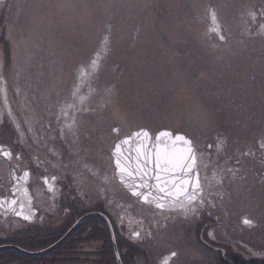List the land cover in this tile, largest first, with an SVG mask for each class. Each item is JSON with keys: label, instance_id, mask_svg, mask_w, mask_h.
<instances>
[{"label": "flooded vegetation", "instance_id": "obj_1", "mask_svg": "<svg viewBox=\"0 0 264 264\" xmlns=\"http://www.w3.org/2000/svg\"><path fill=\"white\" fill-rule=\"evenodd\" d=\"M262 10L264 2L254 5L249 12H255L257 20L252 21L248 18V28L240 30L239 33L237 32L239 29H228L222 24V29L228 37L226 42H220L214 35L208 33L209 39L216 42L217 47L222 44L232 51L233 47L238 46L234 41L243 32L246 33L245 36L258 37L254 46L246 51L242 49L245 61L253 60L254 66L250 70H256L257 74L254 79L250 77L248 83L256 84L255 88L262 90L254 97L258 100H254L258 107L251 116L255 115L256 119L251 117L250 120L255 123H247L249 110L253 109L252 104L251 108H248L247 104L251 103L250 99L253 101V95L243 93L240 96L245 98L243 104L245 107L241 109H244L246 118L238 126L229 125L225 130H213L212 136L199 142L182 129L175 131L167 127L161 129L187 135L204 157L199 166V173L201 182L205 185L203 194L205 202L187 216L178 208L166 206L165 209H158L139 202L114 179L112 151L115 143L140 128L148 129L151 134L152 132L146 124L136 126V123L129 121L130 124L125 125L115 114H106L103 108H98L97 105L100 106V103L96 102L95 106L91 104L92 99L101 95L98 91L101 87L99 71L81 87V92L88 98L82 110L73 114L75 122L65 121L61 115V108L71 102L72 90L78 83V67L86 64L88 59L75 65L72 68L73 74L68 77L28 75L18 71L19 81L16 82L12 77L5 75L13 67L0 62V146L22 157L18 174L20 170H29L31 173L27 183L22 182L21 190L16 193L15 198L24 205L25 214L28 213L29 207L33 213L31 220H24L22 216H17L12 211L0 208V250L17 251L21 256L46 255L48 261L43 264H120L116 252L117 245L123 264L124 253H129V247L146 255L145 264H154V261L161 263L163 257L176 249L172 247L165 251L160 259H155L156 256L153 254L151 257L153 229L144 216H137L134 213L137 204L133 200H136L139 206L157 212L163 225L171 223L173 219L171 215L175 214L176 221L183 219L181 221L183 223H193L195 231L199 227L202 228L194 241L206 250L205 253L214 255V260H217L215 264H241L236 254L244 259H258L260 262L257 264H264V249H251L250 254L240 253L227 241L230 239L227 230L232 223L241 224L242 228L257 227L260 219L258 220L256 212L263 211L260 202L264 199V149L259 147V142L264 139L262 59L264 32L259 29V25L264 23V18L260 16ZM227 67L231 68L229 65ZM23 83L27 84L26 88ZM46 83L53 84L51 87L54 91L50 93V98L46 96L47 94L41 98V91L44 90L43 85ZM235 84L238 83L232 79L230 85ZM247 95L249 101L246 100ZM258 113L261 114V118ZM67 123H72V127H67ZM114 127L120 129L118 135L112 132ZM158 132L152 134L153 138ZM217 136L223 137L226 141L223 151L219 154H216L214 149L207 148L208 144L215 143ZM84 148H90L89 154ZM181 148L183 145L177 142L175 149L179 151ZM247 152L252 154L244 155ZM237 160L240 163H237ZM229 168L238 169L235 176L227 171ZM221 169L224 170V180L222 185H218L212 180V176L214 171ZM9 172V163L0 157V197L11 199L13 184ZM205 175L208 182L204 180ZM45 176L56 177L53 182L54 192H49L43 184L42 178ZM25 188L27 192L24 191ZM120 191L127 199L120 200ZM91 212H99L104 216L99 214L89 216L59 245L42 254H28L20 248L29 250L10 242L12 237L39 243L41 248L29 252L43 251L62 239L80 218ZM94 217L98 218L90 220ZM245 218L253 220V225L244 224ZM153 228L157 230L156 226ZM136 231L141 232L140 238L133 236ZM3 254L0 255V264H25L22 260L26 258L25 256L16 259L14 253Z\"/></svg>", "mask_w": 264, "mask_h": 264}, {"label": "rangeland", "instance_id": "obj_2", "mask_svg": "<svg viewBox=\"0 0 264 264\" xmlns=\"http://www.w3.org/2000/svg\"><path fill=\"white\" fill-rule=\"evenodd\" d=\"M258 2L264 0H3L0 62L13 67L5 75L14 82L19 81L18 71L68 77L75 65L90 60L100 50L101 37L110 29V50L98 73L101 95L91 104L100 103L98 108L115 114L125 125L129 121L136 126L146 124L153 135L164 127L182 129L199 142L212 136L213 130H225L245 121V111L241 109L245 98L240 96L243 93L253 95V101L248 95L246 98L251 102L247 107H253L247 123H255L250 120L256 119L251 116L258 107L254 97L262 90L248 83L257 74L250 70L253 60L245 61L242 49H250L258 37L245 36L243 32L234 41L238 46L232 51L222 44L217 47L207 30L210 7L217 9L225 27L237 28L239 33L248 28L247 13ZM232 79L238 83L236 86L230 85ZM51 85H43L41 98L45 94L51 97ZM23 86L26 88L27 84ZM84 150L89 154L90 148ZM120 195L121 201L127 199L121 191ZM133 201L137 204L134 213L144 216L153 229L151 257L153 254L160 259L173 247L179 255L172 264H215L214 255L205 253L194 241L202 228L195 231L193 223L176 221L175 214L171 215V223L163 225L157 212ZM260 207L263 211L256 212L260 219L257 227L242 228L241 224L232 223L227 230V241L240 253L264 249V199ZM11 239V243L29 251L41 248L39 243ZM7 253H14L16 259L25 256V264L48 261L46 255L21 256L17 251L0 250V255ZM126 257L129 264L147 262L146 255L131 247Z\"/></svg>", "mask_w": 264, "mask_h": 264}, {"label": "snow or ice", "instance_id": "obj_3", "mask_svg": "<svg viewBox=\"0 0 264 264\" xmlns=\"http://www.w3.org/2000/svg\"><path fill=\"white\" fill-rule=\"evenodd\" d=\"M208 16L210 19L208 33L214 35L218 41L226 42L228 37L219 22L217 9L210 7ZM248 16L252 21L257 20L255 12H249ZM260 16L264 18V10L261 11ZM259 29L264 32V23L259 25ZM110 38L109 29L101 37L100 50L95 52L86 64L78 67V83L72 90L71 102L61 108V115L65 121L74 123L73 114L82 110L88 97L81 92V87L98 73L104 55L110 50ZM108 94L110 95V91ZM72 123H67L66 126L71 128ZM112 132L118 135L120 129L114 127ZM177 142L183 145L179 151L175 149ZM225 143L223 137L217 136L215 143L208 144L207 148L214 149L215 153L219 154L223 151ZM259 147L264 149V139L259 142ZM251 154V152L244 153V155ZM112 156L114 158V179L139 202L155 206L158 209H165L166 206L178 208L184 212L185 216L194 213L197 207L204 204L205 185L202 184L199 173V166L204 157L187 135L174 134L171 130H162L153 138L148 129L140 128L115 143ZM0 157H3L10 165L9 175L13 184L12 198L0 197V208L10 210L15 215L22 216L24 220H31L33 216L31 207L25 214L24 205L15 198L16 193L21 190L22 182L26 184L31 173L29 170H20V174H18L19 162L22 157L18 154L14 155L3 146H0ZM237 163L240 161L237 160ZM227 171L235 176L238 169L229 168ZM223 172V169L213 172L212 180L218 185L223 184ZM55 179V176L42 178L43 184L49 192L55 191L53 187ZM204 180L208 182L207 175ZM24 191L27 192V189L25 188ZM243 223L251 226L254 221L245 218ZM133 236L140 238L141 232L136 231ZM178 255L176 251L169 252L162 258L161 264H171V261Z\"/></svg>", "mask_w": 264, "mask_h": 264}, {"label": "water", "instance_id": "obj_4", "mask_svg": "<svg viewBox=\"0 0 264 264\" xmlns=\"http://www.w3.org/2000/svg\"><path fill=\"white\" fill-rule=\"evenodd\" d=\"M220 22V21H219ZM221 23V22H220ZM222 25V24H221ZM223 28V27H222ZM103 215L102 213H99V212H91V213H88V214H86L85 216H83L82 218H80L78 221H77V223H75V225L67 232V234H65V236L62 238V239H60L57 243H55V244H53L52 246H50V247H48L47 249H45V250H43V251H40V252H29V251H26V250H24V249H21L20 248V250H22V251H24V252H26V253H28V254H32V255H38V254H42V253H44V252H47V251H50L51 249H53L54 247H56L57 245H59L67 236H69V234L83 221V220H85L86 218H88L89 216H91V215ZM104 216V215H103ZM108 222H109V224H110V227H111V229H112V226H111V222L109 221V219H108ZM113 233V232H112ZM113 236H114V233H113ZM114 241H115V239H114ZM115 243H116V241H115ZM116 252H117V255H118V258H119V263L120 264H123V261H122V259H121V257H120V254H119V251H118V248H117V245H116Z\"/></svg>", "mask_w": 264, "mask_h": 264}, {"label": "trees", "instance_id": "obj_5", "mask_svg": "<svg viewBox=\"0 0 264 264\" xmlns=\"http://www.w3.org/2000/svg\"><path fill=\"white\" fill-rule=\"evenodd\" d=\"M95 218H98V217H94V218H92V219H90V220H93V219H95ZM126 255H129V253H127V254L124 253V256H123V257H125V259H124L125 264H127V257H126ZM236 256H238V259L240 260L241 264H257L258 262H260V260H258V259H244V258H243L241 255H239V254H236ZM128 262H129V261H128Z\"/></svg>", "mask_w": 264, "mask_h": 264}]
</instances>
